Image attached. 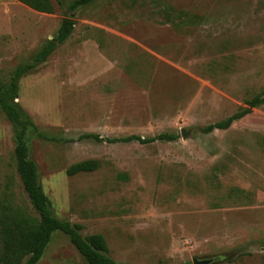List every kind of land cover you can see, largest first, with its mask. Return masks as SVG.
<instances>
[{
    "label": "rangeland",
    "instance_id": "1",
    "mask_svg": "<svg viewBox=\"0 0 264 264\" xmlns=\"http://www.w3.org/2000/svg\"><path fill=\"white\" fill-rule=\"evenodd\" d=\"M72 1L51 0V15L10 8L24 20H4L0 8V84L65 18L76 23L19 83L17 102L35 125L30 159L53 215L84 237L102 235L119 264H264V105L228 130L203 132L264 90V0H97L71 12ZM162 134L178 138L109 142ZM15 151L0 109V217L9 207L35 218ZM89 160L98 170L67 174ZM38 264L87 262L56 232Z\"/></svg>",
    "mask_w": 264,
    "mask_h": 264
},
{
    "label": "trees",
    "instance_id": "2",
    "mask_svg": "<svg viewBox=\"0 0 264 264\" xmlns=\"http://www.w3.org/2000/svg\"><path fill=\"white\" fill-rule=\"evenodd\" d=\"M32 10L43 14H54L51 0H17ZM97 0H74L68 4V9L75 12L84 9ZM76 23L65 18L57 35L46 43V46L35 56L32 63L18 67L11 77L10 83L0 84V109L13 125L16 140L17 173L21 180L25 194L37 214L35 218L17 216L12 208L7 207L0 217V264H38L45 254L52 237L56 232L68 236L71 244L86 260L87 264H119L109 257L106 239L102 235L84 237L81 234L83 227L73 225L57 219L51 210V203L39 182L38 169L30 159L27 136L34 123L19 105V83L22 78L32 73L38 66L45 63L56 49L66 43L74 32ZM248 109L232 117L222 124L210 125L203 129L205 134L216 130H228L236 120L247 116L252 109L264 105V90L247 101ZM89 138L100 139L97 135ZM175 135L162 134L151 139L139 136L109 141L111 143H130L137 141L148 145L157 141H175ZM98 161L89 160L72 165L67 174L75 176L81 173H90L98 170Z\"/></svg>",
    "mask_w": 264,
    "mask_h": 264
},
{
    "label": "crops",
    "instance_id": "3",
    "mask_svg": "<svg viewBox=\"0 0 264 264\" xmlns=\"http://www.w3.org/2000/svg\"><path fill=\"white\" fill-rule=\"evenodd\" d=\"M19 6H24V7H27L25 6L24 4L20 3L19 1L17 0H0V8H1V18L4 19V20H9L10 18H21L22 20H24L23 18H26L27 17V14L24 13L23 15H17L15 13L17 12H11V9L12 7H19ZM4 9V10H3ZM32 12H35V13H38L32 9H30ZM0 23H2L0 21ZM53 38H51L52 40Z\"/></svg>",
    "mask_w": 264,
    "mask_h": 264
},
{
    "label": "water",
    "instance_id": "4",
    "mask_svg": "<svg viewBox=\"0 0 264 264\" xmlns=\"http://www.w3.org/2000/svg\"><path fill=\"white\" fill-rule=\"evenodd\" d=\"M185 137V134H184ZM193 264H214V259H205V260H199V259H193Z\"/></svg>",
    "mask_w": 264,
    "mask_h": 264
}]
</instances>
